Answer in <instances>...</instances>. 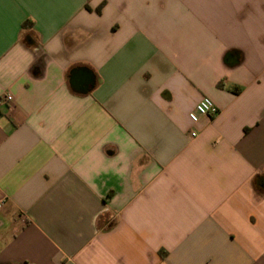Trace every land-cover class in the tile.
<instances>
[{
	"label": "crops",
	"instance_id": "obj_1",
	"mask_svg": "<svg viewBox=\"0 0 264 264\" xmlns=\"http://www.w3.org/2000/svg\"><path fill=\"white\" fill-rule=\"evenodd\" d=\"M0 264H264V0H0Z\"/></svg>",
	"mask_w": 264,
	"mask_h": 264
},
{
	"label": "built area",
	"instance_id": "obj_2",
	"mask_svg": "<svg viewBox=\"0 0 264 264\" xmlns=\"http://www.w3.org/2000/svg\"><path fill=\"white\" fill-rule=\"evenodd\" d=\"M12 97L10 95H7L5 97V100H3L4 103L11 102ZM214 109L213 102L208 97H203L194 107V109L189 113V119L192 123H196L201 116H205L212 112ZM195 134L192 133V136Z\"/></svg>",
	"mask_w": 264,
	"mask_h": 264
},
{
	"label": "water",
	"instance_id": "obj_3",
	"mask_svg": "<svg viewBox=\"0 0 264 264\" xmlns=\"http://www.w3.org/2000/svg\"><path fill=\"white\" fill-rule=\"evenodd\" d=\"M84 79H86V81ZM70 84H71V87L73 88V90H75L79 93H86L88 91L87 78H84V77L82 78L79 76H72L70 79ZM81 84L83 85L82 87L84 88V90H79V89L75 88L77 85H81Z\"/></svg>",
	"mask_w": 264,
	"mask_h": 264
},
{
	"label": "trees",
	"instance_id": "obj_4",
	"mask_svg": "<svg viewBox=\"0 0 264 264\" xmlns=\"http://www.w3.org/2000/svg\"><path fill=\"white\" fill-rule=\"evenodd\" d=\"M28 24V23H27Z\"/></svg>",
	"mask_w": 264,
	"mask_h": 264
}]
</instances>
